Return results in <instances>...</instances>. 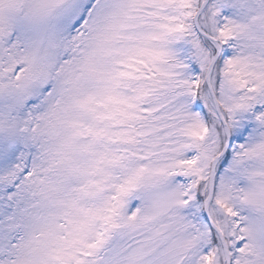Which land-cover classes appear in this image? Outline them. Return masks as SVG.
<instances>
[{"label":"snow or ice","instance_id":"1","mask_svg":"<svg viewBox=\"0 0 264 264\" xmlns=\"http://www.w3.org/2000/svg\"><path fill=\"white\" fill-rule=\"evenodd\" d=\"M0 264H264V0H0Z\"/></svg>","mask_w":264,"mask_h":264}]
</instances>
